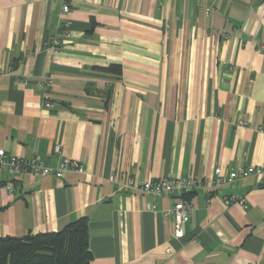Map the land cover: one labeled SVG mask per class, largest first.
Instances as JSON below:
<instances>
[{
	"label": "crops",
	"instance_id": "1",
	"mask_svg": "<svg viewBox=\"0 0 264 264\" xmlns=\"http://www.w3.org/2000/svg\"><path fill=\"white\" fill-rule=\"evenodd\" d=\"M262 48L264 0H0V151L85 169L0 167V237L85 217L91 264H264V173L183 197L182 239L166 216L182 197L140 190L264 166Z\"/></svg>",
	"mask_w": 264,
	"mask_h": 264
},
{
	"label": "built area",
	"instance_id": "2",
	"mask_svg": "<svg viewBox=\"0 0 264 264\" xmlns=\"http://www.w3.org/2000/svg\"><path fill=\"white\" fill-rule=\"evenodd\" d=\"M206 13L209 14L212 10L211 7L205 8ZM63 12L68 13L69 7L65 5L63 7ZM64 28L62 30V36H68V29L71 26V21L67 20L63 24ZM51 48L58 50L61 45L60 38H53L51 40ZM264 50V48H262ZM51 83V82H49ZM47 108H51L52 104L47 103ZM55 153H60V146L55 147ZM0 167H4L8 170L13 176L30 173L36 178L40 177H56L62 178L70 170L77 173H85L84 166L77 162H71L65 160L62 166L58 169L51 168L44 165L42 162L35 158L23 159L21 157H16L8 154L5 151H0ZM264 166L258 167H247L239 169L238 171L230 172L228 174L223 173L220 168L215 170V176L206 177L202 181H199L195 177H185L180 179H162L157 181H145L141 183L140 190L146 193H151L156 197L161 196L163 193L168 192L171 194H178L182 198L173 206V208L166 214L169 218L171 217L174 224V237L176 239H182L185 237L184 225L190 219L191 212L193 210V205L185 200L183 197L189 196L195 193L199 188H202L208 192H214L218 188L222 187L225 184L234 183L239 179H245L253 174H263ZM117 181L118 176L113 177ZM125 186L128 188H137L138 183L132 177H127L125 181ZM0 189H6L10 193H14L15 190L12 186H1ZM210 202V199L206 201ZM226 206H231L234 204L240 205L243 208H246V201L242 197L235 195L226 196L224 198ZM169 251V250H168Z\"/></svg>",
	"mask_w": 264,
	"mask_h": 264
},
{
	"label": "trees",
	"instance_id": "3",
	"mask_svg": "<svg viewBox=\"0 0 264 264\" xmlns=\"http://www.w3.org/2000/svg\"><path fill=\"white\" fill-rule=\"evenodd\" d=\"M92 260L85 217L59 232L0 237V264H91Z\"/></svg>",
	"mask_w": 264,
	"mask_h": 264
}]
</instances>
